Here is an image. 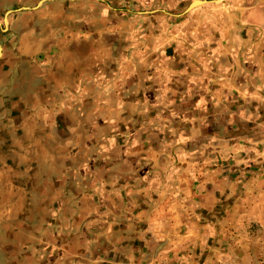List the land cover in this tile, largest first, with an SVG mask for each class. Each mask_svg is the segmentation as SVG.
I'll return each mask as SVG.
<instances>
[{
  "label": "crops",
  "instance_id": "1",
  "mask_svg": "<svg viewBox=\"0 0 264 264\" xmlns=\"http://www.w3.org/2000/svg\"><path fill=\"white\" fill-rule=\"evenodd\" d=\"M181 1L0 0V264H142L134 252L117 256L103 246L117 235L129 242L131 227L121 222L116 228L115 217L139 213H122L130 192L117 184L127 178L130 151L110 155L104 170L106 160L94 156L96 137L116 128L113 118L146 116L147 98L152 102L157 94L148 87L145 92L141 82L150 78L138 68L161 61L171 73L178 46L184 52L185 95L202 101L205 66L220 55L217 45L206 52L207 0L192 6L195 0H184L183 35L155 24L149 33L122 27L143 18L139 14H177L171 4ZM109 14L132 15L114 26ZM131 36L143 38L126 53ZM145 233L142 228L133 237L143 241ZM152 237L145 240L154 243ZM156 256L152 264H160L161 252Z\"/></svg>",
  "mask_w": 264,
  "mask_h": 264
},
{
  "label": "rangeland",
  "instance_id": "2",
  "mask_svg": "<svg viewBox=\"0 0 264 264\" xmlns=\"http://www.w3.org/2000/svg\"><path fill=\"white\" fill-rule=\"evenodd\" d=\"M181 4H171L177 14L159 19L153 14H134L143 18L133 21L132 14L109 15L115 17L114 26L128 17V28L122 26L127 30L149 33L155 24L166 33L176 27L183 35L179 30L185 14L180 13L188 1ZM203 13L206 52L217 45L220 55L205 66L202 101L185 95L184 52L178 46L177 66L171 68L175 75L167 73V62L138 68L150 78L141 82L145 92L148 87L157 94L152 102L147 98L146 116L113 118L116 128L96 137L94 156L106 160L104 170L110 155L130 151L127 178L117 184L130 192L124 195L122 213H139V218L116 215L113 224L120 228L127 222L132 239L118 241L117 235L112 245L103 242L110 254L128 250L142 264H152L159 252L160 264H264V0H207ZM132 36L124 44L126 53L143 38ZM144 57L157 61L147 52ZM139 94L134 95L137 103ZM142 228L144 240H135ZM153 235L154 243L145 240Z\"/></svg>",
  "mask_w": 264,
  "mask_h": 264
},
{
  "label": "water",
  "instance_id": "3",
  "mask_svg": "<svg viewBox=\"0 0 264 264\" xmlns=\"http://www.w3.org/2000/svg\"><path fill=\"white\" fill-rule=\"evenodd\" d=\"M198 2H200V1L195 0V1H193V2L190 4V6H192L193 4H196V3H198Z\"/></svg>",
  "mask_w": 264,
  "mask_h": 264
}]
</instances>
